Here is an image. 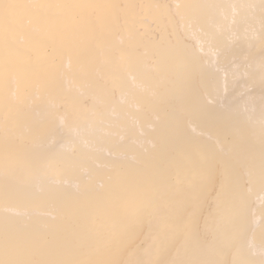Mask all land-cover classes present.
Segmentation results:
<instances>
[{
    "label": "rangeland",
    "instance_id": "374dc122",
    "mask_svg": "<svg viewBox=\"0 0 264 264\" xmlns=\"http://www.w3.org/2000/svg\"><path fill=\"white\" fill-rule=\"evenodd\" d=\"M193 1L118 0L110 51L94 37L84 68L51 58L54 90L0 104V241L69 236L136 192L166 223L97 224L93 254L264 264V0Z\"/></svg>",
    "mask_w": 264,
    "mask_h": 264
},
{
    "label": "snow or ice",
    "instance_id": "6c2138e0",
    "mask_svg": "<svg viewBox=\"0 0 264 264\" xmlns=\"http://www.w3.org/2000/svg\"><path fill=\"white\" fill-rule=\"evenodd\" d=\"M115 5L83 3H17L0 0V75H10L9 57L17 36H40L46 42L77 49L94 38L105 26L103 10ZM211 177L209 176V180ZM145 217H157L149 199L128 192L109 199L100 206L99 215L88 216L81 229L60 239L36 241L18 235H7L0 241L3 258L0 264H111L87 258L93 254L88 237L99 220L112 239L131 234ZM129 264H153L152 261H130Z\"/></svg>",
    "mask_w": 264,
    "mask_h": 264
},
{
    "label": "bare ground",
    "instance_id": "6f19581e",
    "mask_svg": "<svg viewBox=\"0 0 264 264\" xmlns=\"http://www.w3.org/2000/svg\"><path fill=\"white\" fill-rule=\"evenodd\" d=\"M194 0L193 2H195ZM17 3H83V4H107L115 5L114 8H108L103 10V16L105 18V26L97 31L95 37L99 38L100 43L107 47V51H110V41L109 37L105 35L107 28L114 30L119 28L117 24V6L118 0H13ZM207 6V4H206ZM109 25V26H108ZM106 29V30H105ZM97 38V39H98ZM93 39V38H91ZM86 40L82 46L87 48L90 52L95 50L94 45H92V40ZM48 50V51H47ZM72 49L67 47H62L58 44H52L45 41L43 37L40 36H17L12 42V53L9 57V69L10 75L7 80L0 75V104L10 103L9 95L13 98L18 99L25 94L26 88H28V82L34 83L30 87L42 86L43 91L54 90L56 87V73L58 74L59 69L53 63H51V58H59V62L66 60V57L73 58L74 65L85 67L83 63L84 56L78 52L72 53ZM76 51V49H75ZM49 52V53H48ZM63 60V61H62ZM23 82L24 89H18V84L15 80ZM22 92V94H21ZM16 119V118H15ZM201 130V129H200ZM198 132H202V131ZM152 145V144H151ZM152 180L149 178V174L146 173L143 177V184L147 186H152ZM264 192V190H263ZM263 192H259L253 200H259V197L263 196ZM28 204H31L29 202ZM78 214L81 216V208L76 209ZM83 225L84 221L82 217H79ZM103 220H100L97 224L101 226ZM12 235H16L14 232ZM98 239L94 236L90 240L91 246H97ZM97 244V245H96ZM100 249V248H97ZM108 248H104V251L99 254H93L92 259L111 261V257L108 255ZM0 258H3V254L0 252Z\"/></svg>",
    "mask_w": 264,
    "mask_h": 264
}]
</instances>
